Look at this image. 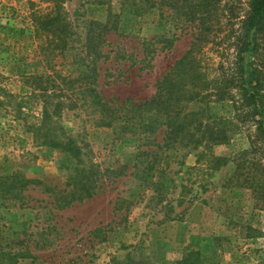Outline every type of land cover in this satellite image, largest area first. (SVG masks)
Segmentation results:
<instances>
[{
	"label": "rangeland",
	"instance_id": "374dc122",
	"mask_svg": "<svg viewBox=\"0 0 264 264\" xmlns=\"http://www.w3.org/2000/svg\"><path fill=\"white\" fill-rule=\"evenodd\" d=\"M116 1L111 0L113 10ZM173 1L176 7L182 2ZM248 1L215 0L222 26L202 39L210 55L215 46H225L227 57L235 53L233 33ZM58 5L72 22V44L64 54L54 55L58 51L53 53L52 42L46 40L52 33L36 31L33 12L55 11ZM173 5L156 0L151 10L121 19L124 29L104 32L105 56L99 60L97 79L105 100L150 97L156 80L187 49L198 20H187ZM106 6L89 0H0V174L14 178L17 173L62 188L78 169L99 164L95 193L68 206L58 207L45 184L12 192L11 179L0 182V251L25 249L28 256L18 264H264V206L250 183L263 172L251 162H264V144L252 131L243 129L213 146H179L168 157L158 149L152 165L155 154L139 151L155 146L139 135L113 139L111 127L94 124L88 100L68 107L79 96L78 82L64 84L60 77L48 86L56 92L61 88L66 103L54 117L61 127L55 131L59 138L73 137L83 159L35 137L43 101L34 75L71 72L73 53L87 39L86 22L105 23ZM257 58L264 63V49ZM162 134L160 128L153 136L156 143ZM253 140L254 151L244 153ZM216 156L227 161L218 163ZM122 163L127 165L123 173L112 171ZM161 169L175 183L158 200L147 177Z\"/></svg>",
	"mask_w": 264,
	"mask_h": 264
},
{
	"label": "trees",
	"instance_id": "16d2710c",
	"mask_svg": "<svg viewBox=\"0 0 264 264\" xmlns=\"http://www.w3.org/2000/svg\"><path fill=\"white\" fill-rule=\"evenodd\" d=\"M106 4L108 19L102 23L97 19H89L87 39L83 46L74 51V65L71 72L61 74L62 69L52 73H36L34 75L35 86L42 95L43 111L42 119L35 125L33 132L36 138L52 146L62 147L71 152L78 159L81 156V148L73 137L56 134L60 129L55 120L59 115L65 100L60 97L61 88L48 90L53 86L54 80L61 77L64 84L78 83V97H74L68 103V107L74 108L79 103L89 101L94 113V124L99 127L112 128L113 139H119L125 135H139L147 146L140 153L155 154L154 165L157 162L158 149L166 151L168 157L179 146H213L228 142L233 135L244 131H252L254 138L264 144V63H259L257 54L264 49V0H249L247 12L240 19L238 31L233 33L235 53L227 57L225 46L211 47L214 55L208 53L205 36L212 35L221 28L219 14L216 12L215 0H182L175 5L169 0V4L183 14L192 23L197 21L198 26L195 35L187 49L177 57L166 72L155 82V91L150 97L126 98L121 100H105L98 88V75L100 73L99 60L105 56L103 45L104 32L110 28L124 29L120 20L135 18L151 10L156 5V0H117V10H113L111 0H89ZM68 12L61 5L55 11L49 9L45 13L33 12L34 25L37 32L47 31L52 35L48 40L51 51L64 54L70 43L71 20ZM218 18V19H216ZM199 22V23H198ZM96 28V31L92 30ZM51 30V31H50ZM85 52V53H84ZM87 56L90 61L87 62ZM75 75H70V74ZM51 83V84H50ZM64 87V86H63ZM88 94V99L85 98ZM55 99V100H54ZM53 109L49 108V103ZM196 105L191 107L190 105ZM66 106V105H65ZM162 128L161 142L156 143L153 137ZM63 133V132H62ZM252 135V134H251ZM250 137V136H249ZM251 145L244 153L254 151L257 142L251 141ZM216 162L227 161L225 156H216ZM253 165H260L263 172L250 183H254L255 194L264 206V162L262 159H253ZM98 163L82 167L70 175L62 188L50 187L41 179L24 177L17 173L11 175L0 174V182L6 184L9 179L10 191L23 189L29 184L41 183L46 190L54 194L58 207L68 206L74 200H82L91 197L97 188ZM245 166V160L238 163V168ZM127 165L122 163L112 171L121 174ZM166 170V169H165ZM159 170L147 178L151 180V186L155 197L162 200L167 189L174 185L175 178L169 171ZM155 179V180H154ZM24 242H21V245ZM0 250H3L0 245ZM2 252L0 264H18L19 258L28 256L25 249L11 248Z\"/></svg>",
	"mask_w": 264,
	"mask_h": 264
}]
</instances>
